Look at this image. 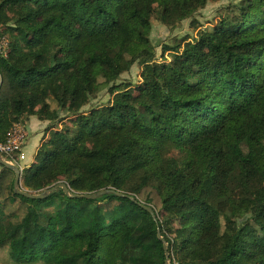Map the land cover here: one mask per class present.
I'll return each mask as SVG.
<instances>
[{"label": "trees", "instance_id": "16d2710c", "mask_svg": "<svg viewBox=\"0 0 264 264\" xmlns=\"http://www.w3.org/2000/svg\"><path fill=\"white\" fill-rule=\"evenodd\" d=\"M208 1L0 0V143L52 122L21 188L116 191L26 198L0 164L15 264H165L163 241L168 264H264V0L228 4L164 45L170 60L150 39L152 17L175 26ZM134 63L139 82L118 81Z\"/></svg>", "mask_w": 264, "mask_h": 264}, {"label": "rangeland", "instance_id": "374dc122", "mask_svg": "<svg viewBox=\"0 0 264 264\" xmlns=\"http://www.w3.org/2000/svg\"><path fill=\"white\" fill-rule=\"evenodd\" d=\"M237 1L238 0H210L203 8L199 9L190 18L182 20L175 26L162 24L152 17L150 39L154 45L157 59L170 60L172 55L170 51L163 52V54L161 53L164 45L173 46L181 38H195L199 29L210 27L218 21V15L222 12L225 6ZM193 19L195 26L191 24ZM5 42V39H2L0 46L4 47ZM162 55L163 57H161ZM140 69V66L134 63L129 71L121 74L120 80L118 81H130L133 84L138 83L140 79ZM108 99L109 95L105 91H102L89 104L82 107V110H88L91 105L106 103ZM52 106L55 107V104L52 103ZM51 123L52 122L48 120L41 121L37 119L35 115H32L29 116L25 123L20 125L25 132V138L22 146V154L24 158L21 160V166L23 168L32 162L37 147L47 133L45 128H47ZM57 126H61L60 122L57 123ZM22 170L20 172H22ZM0 264H15L8 254L7 247L0 248Z\"/></svg>", "mask_w": 264, "mask_h": 264}, {"label": "water", "instance_id": "95a60500", "mask_svg": "<svg viewBox=\"0 0 264 264\" xmlns=\"http://www.w3.org/2000/svg\"><path fill=\"white\" fill-rule=\"evenodd\" d=\"M0 164L11 169L14 172L13 192L15 194L22 195L26 198H34V199L45 198L46 196H48V194H50L52 191L56 190L59 187L62 188V190L64 191L65 194H67L69 196L77 197V198H82V197L83 198H97V197H99L103 194H106V193L116 192L113 189H101V190L90 192V193H73V194H71L70 190L67 188L66 184L62 182V183L54 184L48 188H45L44 190H42L39 193H31V192L21 188V184H20L21 172H20L19 168L16 165L11 164L8 161H6L1 153H0ZM118 194L123 195L122 193H118ZM132 199H134V198H132ZM141 206L146 211H148L152 215V217L155 219V215H154V212H153L151 207H149L148 205H144L142 203H141ZM157 237L160 240H162V237L159 233H157ZM163 249H164V252L166 255L165 264H168V252L166 250V243L164 241H163Z\"/></svg>", "mask_w": 264, "mask_h": 264}, {"label": "built area", "instance_id": "2783aa9c", "mask_svg": "<svg viewBox=\"0 0 264 264\" xmlns=\"http://www.w3.org/2000/svg\"><path fill=\"white\" fill-rule=\"evenodd\" d=\"M25 138L24 129L20 124H15L8 132V137L4 143H0V153L6 161L16 165L22 170L21 160L24 158L22 154V146Z\"/></svg>", "mask_w": 264, "mask_h": 264}]
</instances>
